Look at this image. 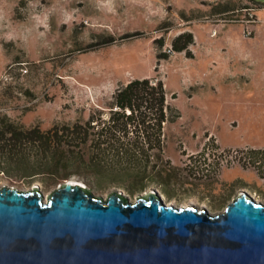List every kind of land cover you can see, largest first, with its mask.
Here are the masks:
<instances>
[{
  "label": "rangeland",
  "instance_id": "1",
  "mask_svg": "<svg viewBox=\"0 0 264 264\" xmlns=\"http://www.w3.org/2000/svg\"><path fill=\"white\" fill-rule=\"evenodd\" d=\"M227 5L235 9L221 12ZM186 30L195 34L192 56L173 51ZM135 78L162 81L167 90L173 112L161 149L133 124L124 135L107 129L116 89ZM0 113L43 131L99 117L88 144L21 145L19 166L0 165V186L37 185L45 200L69 180L104 198L119 191L136 200L157 189L167 203L208 206L221 201L215 193L232 191L222 182L236 168L264 185L249 166L213 157V143L264 148V2L0 0ZM251 194L264 201L263 189Z\"/></svg>",
  "mask_w": 264,
  "mask_h": 264
},
{
  "label": "water",
  "instance_id": "2",
  "mask_svg": "<svg viewBox=\"0 0 264 264\" xmlns=\"http://www.w3.org/2000/svg\"><path fill=\"white\" fill-rule=\"evenodd\" d=\"M0 264H264V201L242 190L216 213L157 189L104 198L66 181L45 200L1 185Z\"/></svg>",
  "mask_w": 264,
  "mask_h": 264
},
{
  "label": "trees",
  "instance_id": "3",
  "mask_svg": "<svg viewBox=\"0 0 264 264\" xmlns=\"http://www.w3.org/2000/svg\"><path fill=\"white\" fill-rule=\"evenodd\" d=\"M234 9L233 5H227L220 11L227 12ZM194 35L188 30L177 35L172 42L173 51H185L188 56H192L190 47L194 43ZM168 57L169 53L159 54V58ZM167 100V90L162 81L155 84L151 78H135L116 89L109 106L111 113L108 122L111 125L107 129L110 130L111 135L116 136V131L124 135L133 124L145 139L154 137L157 146L161 149L164 123L170 119L168 111L173 112ZM96 117V114H91L86 122L76 121L73 124L56 125L43 131L39 125L27 128L7 113H0V165L7 172L19 166L23 158L22 151L19 150L21 145H34L39 149L50 150L63 146L64 142L69 140L78 142V146L88 144L91 130L96 125ZM174 118L175 116L171 117L173 120ZM151 128L156 131H152ZM142 149L143 147L140 148Z\"/></svg>",
  "mask_w": 264,
  "mask_h": 264
},
{
  "label": "built area",
  "instance_id": "4",
  "mask_svg": "<svg viewBox=\"0 0 264 264\" xmlns=\"http://www.w3.org/2000/svg\"><path fill=\"white\" fill-rule=\"evenodd\" d=\"M213 145L215 146V153H213V157H215V155L217 154V157L219 158V160H221V164H223V166H227L229 162L235 163L238 161L239 163L249 166L251 169H254L259 174L261 180L264 182V148L250 149L249 147H246L242 150H228L220 145H215L214 143ZM205 165L208 166L209 164L205 162ZM214 173L218 176L216 172Z\"/></svg>",
  "mask_w": 264,
  "mask_h": 264
},
{
  "label": "crops",
  "instance_id": "5",
  "mask_svg": "<svg viewBox=\"0 0 264 264\" xmlns=\"http://www.w3.org/2000/svg\"><path fill=\"white\" fill-rule=\"evenodd\" d=\"M232 186V191H236L237 194L242 190L257 192L261 190L264 185H261L259 179L255 177L250 171H245L241 168L227 170L224 174L223 182ZM232 191L227 192L232 194ZM251 192V193H253ZM236 194V195H237ZM235 198V197H234Z\"/></svg>",
  "mask_w": 264,
  "mask_h": 264
},
{
  "label": "flooded vegetation",
  "instance_id": "6",
  "mask_svg": "<svg viewBox=\"0 0 264 264\" xmlns=\"http://www.w3.org/2000/svg\"><path fill=\"white\" fill-rule=\"evenodd\" d=\"M224 188H226V187H224ZM159 191V190H158ZM249 192V191H248ZM216 194V198H218V200L217 201H220L218 204H211V205H204L203 204V202H202V205L203 206H201V204H198V203H193V204H195V205H197L198 207H200V208H206V209H208L209 211H212L213 212V209L215 208V205L217 206H219V204L222 202V199H225L226 197H227V192H224V193H221V194H217V193H215ZM250 195H252L251 193H249ZM253 196V195H252ZM253 197H255V196H253ZM256 198V197H255ZM258 200H262V199H258ZM263 201V200H262Z\"/></svg>",
  "mask_w": 264,
  "mask_h": 264
},
{
  "label": "bare ground",
  "instance_id": "7",
  "mask_svg": "<svg viewBox=\"0 0 264 264\" xmlns=\"http://www.w3.org/2000/svg\"><path fill=\"white\" fill-rule=\"evenodd\" d=\"M69 181V180H68ZM72 183H75V182H72ZM82 184V183H81Z\"/></svg>",
  "mask_w": 264,
  "mask_h": 264
}]
</instances>
